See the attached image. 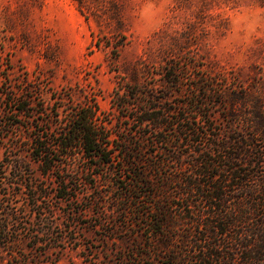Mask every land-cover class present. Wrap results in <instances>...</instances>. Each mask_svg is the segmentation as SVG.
Wrapping results in <instances>:
<instances>
[{
    "label": "rangeland",
    "instance_id": "1",
    "mask_svg": "<svg viewBox=\"0 0 264 264\" xmlns=\"http://www.w3.org/2000/svg\"><path fill=\"white\" fill-rule=\"evenodd\" d=\"M176 69L183 73L175 88L165 72ZM200 83L214 97L206 108L218 126H242L258 111L264 115V0H0V164L16 153L28 160L25 176L52 195L41 199L53 208L45 220L57 223L53 236L46 235L53 245L48 254L34 249L28 234L11 249L0 239V264H130L136 243L115 225L123 217L111 211L118 174L101 170L94 177L89 170L88 183H69L77 188L71 200L56 198V174L43 177L30 154L26 117L8 113L11 91L31 89L38 111L59 106L61 117L96 104L113 135L123 137L138 128L127 116L133 110L121 107L136 101L126 96L130 90H177L171 96L176 102L205 93L195 88ZM46 117L36 111L33 123ZM16 120L23 124L10 128ZM6 173L11 169L0 166V179L9 178ZM21 187L17 204L36 211L31 192ZM35 215L33 230L47 229Z\"/></svg>",
    "mask_w": 264,
    "mask_h": 264
},
{
    "label": "trees",
    "instance_id": "2",
    "mask_svg": "<svg viewBox=\"0 0 264 264\" xmlns=\"http://www.w3.org/2000/svg\"><path fill=\"white\" fill-rule=\"evenodd\" d=\"M179 72H165L170 87L181 85ZM200 85L207 93L176 102L171 96L177 90L162 95L156 89L130 90L126 96L136 101L121 107L133 110L127 116L138 128L130 126L134 131L123 137L113 135L96 104L79 105L64 118L59 106L38 111L29 88L14 89L6 101L12 107L8 113L26 117L28 148L41 175L56 174L57 199L71 200L75 186L88 183L84 173L89 170L94 177L101 170L118 174L112 188L120 192L112 196L111 211L123 217L117 228L136 242L130 264H264V115L258 111V118L242 126H218L213 110L206 108L214 97L203 83L195 88ZM36 111L47 117L35 124ZM22 124L16 120L9 126ZM10 157L0 164L4 172L11 169L9 178L0 179V239L11 249L28 234L32 247L48 254L53 246L48 236L57 223L45 220L53 208L44 207L41 199L52 195L25 176L30 165L24 156ZM21 186L31 192L36 211L17 204ZM33 214L36 224L47 229L33 230ZM39 234L48 236L39 239Z\"/></svg>",
    "mask_w": 264,
    "mask_h": 264
}]
</instances>
